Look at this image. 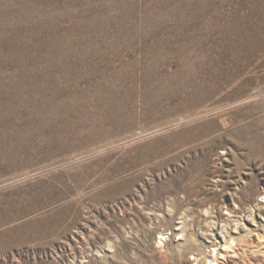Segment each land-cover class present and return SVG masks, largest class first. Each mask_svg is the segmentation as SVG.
<instances>
[{"label": "rangeland", "instance_id": "374dc122", "mask_svg": "<svg viewBox=\"0 0 264 264\" xmlns=\"http://www.w3.org/2000/svg\"><path fill=\"white\" fill-rule=\"evenodd\" d=\"M211 260L264 264V0H0V264Z\"/></svg>", "mask_w": 264, "mask_h": 264}, {"label": "bare ground", "instance_id": "6f19581e", "mask_svg": "<svg viewBox=\"0 0 264 264\" xmlns=\"http://www.w3.org/2000/svg\"><path fill=\"white\" fill-rule=\"evenodd\" d=\"M232 248H233V243H231V244L230 243H225L224 244V249H222V251H225L226 252V251H228V250H230ZM210 263L212 264V263H215V262H214V260H211Z\"/></svg>", "mask_w": 264, "mask_h": 264}, {"label": "built area", "instance_id": "2783aa9c", "mask_svg": "<svg viewBox=\"0 0 264 264\" xmlns=\"http://www.w3.org/2000/svg\"><path fill=\"white\" fill-rule=\"evenodd\" d=\"M168 238H169L168 235H163V236L161 237V239H164V240H166V239H168Z\"/></svg>", "mask_w": 264, "mask_h": 264}]
</instances>
